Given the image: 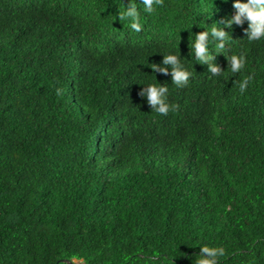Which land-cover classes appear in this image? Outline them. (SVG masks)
Segmentation results:
<instances>
[{
    "label": "trees",
    "instance_id": "16d2710c",
    "mask_svg": "<svg viewBox=\"0 0 264 264\" xmlns=\"http://www.w3.org/2000/svg\"><path fill=\"white\" fill-rule=\"evenodd\" d=\"M136 2L139 33L128 0H0V264H193L202 245L264 264V40L224 27L232 0ZM214 23L216 76L191 54ZM161 53L187 85L152 71ZM156 81L167 115L140 95Z\"/></svg>",
    "mask_w": 264,
    "mask_h": 264
},
{
    "label": "clouds",
    "instance_id": "9594fccd",
    "mask_svg": "<svg viewBox=\"0 0 264 264\" xmlns=\"http://www.w3.org/2000/svg\"><path fill=\"white\" fill-rule=\"evenodd\" d=\"M162 0H140L145 13L151 14L154 11V5H159ZM122 4V3H120ZM123 5V4H122ZM136 0H128L123 11H118L119 20H128L129 27L139 33L142 31L140 23V12L137 9ZM232 7L235 9L234 14L224 21V27L231 28L233 24L240 26L247 22V28L244 29L245 35L249 41L264 40V0H232ZM215 25H218L214 23ZM192 36L191 54L201 65L207 66V71L212 75H221V68L214 63V56L209 51L210 44H214L218 50H224L229 42V33L224 31L223 27L207 28ZM222 53V52H216ZM162 54L160 64H151L152 71L165 75L170 74L171 83L177 87L187 85L191 73L181 64V57L175 54ZM228 67L233 73L240 72L245 66V58L237 55L226 56ZM251 77L245 78L240 82L239 87L243 92ZM168 88L164 84L143 85L140 95L144 97L151 110H155L161 115H167L169 104L167 103ZM199 254L195 257L193 264H217V258L225 255L222 247H209L202 245L199 247Z\"/></svg>",
    "mask_w": 264,
    "mask_h": 264
},
{
    "label": "rangeland",
    "instance_id": "374dc122",
    "mask_svg": "<svg viewBox=\"0 0 264 264\" xmlns=\"http://www.w3.org/2000/svg\"><path fill=\"white\" fill-rule=\"evenodd\" d=\"M73 262H75V261L73 260Z\"/></svg>",
    "mask_w": 264,
    "mask_h": 264
}]
</instances>
